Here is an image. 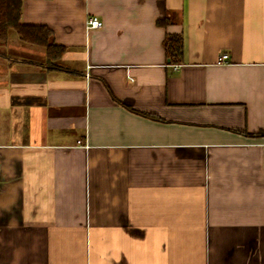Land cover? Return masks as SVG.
<instances>
[{
  "label": "crops",
  "instance_id": "1",
  "mask_svg": "<svg viewBox=\"0 0 264 264\" xmlns=\"http://www.w3.org/2000/svg\"><path fill=\"white\" fill-rule=\"evenodd\" d=\"M20 21L64 51L0 43V264H264V0H22Z\"/></svg>",
  "mask_w": 264,
  "mask_h": 264
},
{
  "label": "trees",
  "instance_id": "2",
  "mask_svg": "<svg viewBox=\"0 0 264 264\" xmlns=\"http://www.w3.org/2000/svg\"><path fill=\"white\" fill-rule=\"evenodd\" d=\"M22 0H0V43L8 39L11 30L16 31L21 39L27 43L41 45L47 51L49 69L60 68L57 60L60 59L64 48L51 43V32L43 27L25 26L21 23ZM159 21V24H167ZM166 52L172 63H180L183 57V41L180 35L170 34L165 41Z\"/></svg>",
  "mask_w": 264,
  "mask_h": 264
},
{
  "label": "built area",
  "instance_id": "3",
  "mask_svg": "<svg viewBox=\"0 0 264 264\" xmlns=\"http://www.w3.org/2000/svg\"><path fill=\"white\" fill-rule=\"evenodd\" d=\"M102 22L100 20H98L95 17H90L88 18L87 22H86V29L87 30H91V29H99L102 27ZM229 56L227 54H223L220 58V63H224L227 62Z\"/></svg>",
  "mask_w": 264,
  "mask_h": 264
},
{
  "label": "rangeland",
  "instance_id": "4",
  "mask_svg": "<svg viewBox=\"0 0 264 264\" xmlns=\"http://www.w3.org/2000/svg\"><path fill=\"white\" fill-rule=\"evenodd\" d=\"M15 32L14 30H11V35L14 36Z\"/></svg>",
  "mask_w": 264,
  "mask_h": 264
}]
</instances>
